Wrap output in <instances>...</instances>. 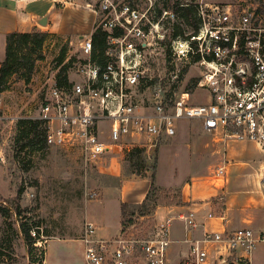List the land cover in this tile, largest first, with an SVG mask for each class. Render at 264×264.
Returning a JSON list of instances; mask_svg holds the SVG:
<instances>
[{"label":"built area","instance_id":"2783aa9c","mask_svg":"<svg viewBox=\"0 0 264 264\" xmlns=\"http://www.w3.org/2000/svg\"><path fill=\"white\" fill-rule=\"evenodd\" d=\"M82 4L96 14L95 25L105 33L103 47L95 50L92 33L79 38L77 55L65 62L69 82L59 86L55 77L39 114L15 116L12 121L43 120L47 144L74 151L86 175L109 155L111 159L143 141L174 136L180 119L199 121L217 141L247 140L264 152L263 8L241 1H201L196 29L174 36L175 3L84 0ZM160 56L167 67L164 76L152 70V62ZM190 70L196 71L195 82L184 83ZM202 92L207 97L196 104ZM2 103L0 94V120L6 117L1 114ZM4 159L0 152V160ZM260 164L264 192V158ZM227 174L224 162L213 176L224 179ZM99 195L97 187L86 185V203ZM176 219L183 222L186 235L199 225L194 211L169 212L150 231L131 228L104 238L97 225L85 219L79 239L86 264H168ZM32 234L36 236L35 231ZM44 238L40 233L34 244L41 245ZM183 241L190 248L183 264H209L212 246L214 264L246 263L264 244V230H205L202 237L187 235ZM239 251L241 255L236 254Z\"/></svg>","mask_w":264,"mask_h":264},{"label":"rangeland","instance_id":"374dc122","mask_svg":"<svg viewBox=\"0 0 264 264\" xmlns=\"http://www.w3.org/2000/svg\"><path fill=\"white\" fill-rule=\"evenodd\" d=\"M201 1H241L243 4L259 5L264 9V0H166L170 6L173 3L176 5L177 2L180 5L196 4ZM62 2L64 4L72 2L76 7H84L82 6L84 0H62ZM74 14L72 19L74 24L84 25L87 22H94L95 19V15L88 9L82 13L74 11ZM92 29L91 31L86 30L83 34L90 35ZM186 30L191 31L193 28L186 27ZM70 40L73 43H70ZM79 44L76 37L66 38L61 35L50 37L41 50L43 57L36 60L30 80L26 81L21 75L12 76L8 88L1 95L3 102L1 114L6 117L0 120V152L5 157L4 161L0 160V204L11 206L14 202H20L23 208H28V211L25 213L26 215L21 216H16L13 213L7 219L0 211V229L3 231L1 235L5 238L2 248L6 252H13L14 256L13 261L5 260L0 264H42L46 240L53 237L78 236L82 232L85 219L84 191L86 185L98 188L103 181L119 184L122 180L144 178L135 171H130V163L125 158V152H120L118 159L113 164H111L110 155L107 156L99 165L90 169L87 175L83 172L81 162L76 158L77 154L70 149L60 147H49L43 152L32 154V167L27 171L20 168L14 149L17 121H12L11 118L39 114L41 105L49 91V84L59 70L55 68L57 56L67 45L66 58L62 65L66 64L65 62H69L77 55ZM152 63L155 75L160 73L164 76L167 73L163 56L155 59ZM195 74V70L188 71L184 83L190 82V80L194 83L192 78ZM202 93L196 99V104L202 103V100L207 97L205 92ZM140 146L145 149L146 170L144 172L146 176L151 178L155 172L157 185L167 190H181L183 200L182 191L185 184L192 185L191 191L208 189L209 186H213L214 170L225 162L229 173L220 182L215 180L218 182V186H221V191L211 198L215 203L213 212L221 214L226 207L224 202H227V196L230 197L233 193L238 194L239 192L238 198L246 206V212L253 216L254 220L260 218V213L263 216L264 201L258 189L260 185L258 182L261 178L260 162L261 158H264V152L256 143L247 140H232L223 143L217 141L216 136L205 131L199 121L180 119L177 121V132L174 136L153 142L143 141ZM21 158L27 162L29 156L21 153ZM154 165L155 168H153ZM114 166H117L121 171V175L114 177L115 179L103 172V170L114 168ZM234 180L238 182L232 184ZM21 186H24V191L18 198L17 190ZM259 187L261 188V185ZM125 188L129 197H132L131 194L138 189L134 183H127ZM176 190L168 191L169 196L174 197L175 193L178 194L179 190ZM238 198H236L237 200L234 198V200L238 201ZM175 205L177 203H169L165 200L164 204L158 205L155 212L140 217L138 224L134 225L132 229L137 232L152 230L157 220L163 219L168 214L167 207ZM89 207L96 210L100 208L94 205ZM22 220H28L29 224L40 225L41 233L45 235L41 245L29 246L25 242L19 226V222ZM110 230L112 231L113 227ZM172 231L173 237L183 238V222L176 219ZM63 243L65 244L64 249L73 257L75 264H86L81 253V243L78 240H60V245ZM188 248L187 243L172 241L168 249V264H183L190 252V248ZM210 248L212 259L209 264L213 261L215 251L213 246ZM254 254L255 257L251 264H264V244L258 245ZM50 261L51 259L48 258V262Z\"/></svg>","mask_w":264,"mask_h":264},{"label":"crops","instance_id":"0c3cea01","mask_svg":"<svg viewBox=\"0 0 264 264\" xmlns=\"http://www.w3.org/2000/svg\"><path fill=\"white\" fill-rule=\"evenodd\" d=\"M83 8L76 7L71 2H66L64 4L62 0H0V63L5 59L6 56L7 34L9 32L32 31L34 29H38L42 31H48L58 36L61 35L66 38H69V36H71L72 38L76 37L77 39H79L82 36L86 35L83 34L86 30L91 31L92 24L93 32L96 22V14L88 8ZM85 9L90 10L95 15L94 22H87L84 25L72 23V19L75 16L74 11L82 13ZM44 16H47V23L43 25L40 23V20H42ZM70 23L71 25H69ZM3 94L4 92L1 93V95ZM118 156L119 155L110 159L111 164H113L114 161L118 159ZM103 172L108 173L109 175H111L109 177L113 178L119 177L121 175V171L117 166H114V168H107L106 170H103ZM212 177L214 181H212L211 179L210 180L213 182V186H209L208 189H196L194 191H191L192 185L185 184L182 191L185 203L182 205H175L174 207H167L168 213H177L182 211L195 212L199 225L196 229H194L190 234L188 233L187 235L193 238H199L203 236L205 230L223 231L234 230L240 227L253 228V226L255 230H264V214L262 216L260 213V218L254 220V217L246 212V206L243 205V201L239 200V192L238 194L233 193L230 197L229 195L227 196V202H224L226 207L223 209V212L220 211L222 212L221 214H219L218 212H213L215 203L211 198L221 191V186H218V182H215V180L220 182V180L222 179L216 178L215 176ZM120 182L121 183L118 184L115 182L113 183L103 181L100 187L98 186L100 192L99 198L94 201L85 203V219L93 221L98 227V234L104 238H113L122 234V203L142 202L150 188L151 178L145 176L143 179H128L122 180ZM237 182V180H234V183L232 184H235ZM127 183H134V185H136V187L138 188L131 194L132 197H129L127 195L125 188ZM258 183H260V181ZM259 186L258 189L264 201V194ZM243 192L244 191H242L241 193ZM234 198H238V201H236L237 199L234 200ZM90 205H94L100 208H97V210L95 208L90 209ZM210 213L213 214L212 217L210 216ZM111 227H113L112 231L110 230ZM80 234L78 236L75 235L53 237L46 240L42 264H75L73 257L64 249L65 244L63 243L62 245H60V240H78L81 243V253L84 256V244L79 239ZM187 235L185 226L183 238L178 239L173 237V231H171V239L173 242H184L183 240ZM187 244L189 245V243ZM241 253L242 252L240 251L236 252L237 255H241ZM254 257L255 254L252 255L250 262L239 263L232 260L231 263L227 264H251ZM48 258L51 259L50 262H48ZM211 264H213V262H211Z\"/></svg>","mask_w":264,"mask_h":264},{"label":"trees","instance_id":"16d2710c","mask_svg":"<svg viewBox=\"0 0 264 264\" xmlns=\"http://www.w3.org/2000/svg\"><path fill=\"white\" fill-rule=\"evenodd\" d=\"M178 4L179 3L177 2L176 5H174L177 13V19L173 25L174 36L183 35L187 31L186 27L193 28L194 30L198 24V4ZM104 34L105 33L95 25L92 32L96 48L95 50L103 47ZM53 36L56 35L38 29L32 31H12L7 34L6 56L0 63V94L8 88V83L14 75H21L26 81L30 80L35 69L36 60L43 57L41 50L44 43L47 39ZM66 48L67 45L64 46L61 53L56 58L55 68L59 69L56 75V81L59 86L60 84H67L69 82V65L67 63L62 65L66 58ZM46 133L47 129L45 122L39 118L22 117L17 120L14 149L16 150V159L23 171H27L32 167V154L39 151L43 152L50 147L46 142ZM144 152L145 149L141 146H135L131 150L125 152V158L130 163V171H135L143 177L146 176L144 172L146 170V158ZM21 153L29 156L27 162L21 158ZM153 168H155V165ZM175 190H167L166 188L157 185L154 172L151 175L150 188L142 202L133 204L127 202L122 203V231H129L134 225L138 224L140 217L155 212L158 205L164 204L165 200L169 203H177V205L184 204L185 201L181 197V190L178 189L179 193H175L174 197L169 196L168 191ZM23 191L24 186L18 188V198L21 197ZM0 211L7 219L9 216H12L13 213L16 216H21L23 214L26 215L25 213L28 211V208H23L20 202H14L11 206L0 204ZM19 226L25 242L29 246H33L36 239L40 236V225L29 224L28 220H22L19 222ZM32 231L36 232V236L32 235ZM2 232V229H0V262L5 260L13 261V252H6L2 248L5 243V238L1 235ZM11 249L13 250V247Z\"/></svg>","mask_w":264,"mask_h":264},{"label":"water","instance_id":"95a60500","mask_svg":"<svg viewBox=\"0 0 264 264\" xmlns=\"http://www.w3.org/2000/svg\"><path fill=\"white\" fill-rule=\"evenodd\" d=\"M40 23L41 24H46L47 23V16H44L43 18H42V20H40Z\"/></svg>","mask_w":264,"mask_h":264}]
</instances>
